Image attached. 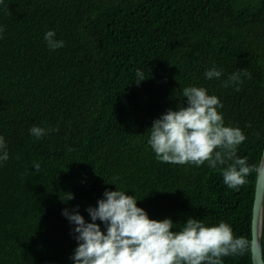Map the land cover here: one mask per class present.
Segmentation results:
<instances>
[{"label":"trees","instance_id":"1","mask_svg":"<svg viewBox=\"0 0 264 264\" xmlns=\"http://www.w3.org/2000/svg\"><path fill=\"white\" fill-rule=\"evenodd\" d=\"M0 27V136L9 152L0 164V264H72L78 245L62 212L78 208L91 223L85 209L116 187L149 219H171L173 231L192 218L251 238L257 178L229 189L222 166L162 163L147 141L154 120L186 106L183 88L203 87L223 105L225 126L245 135L237 155L256 163L264 0H4ZM50 30L62 49L46 47ZM213 66L221 78L205 79ZM240 70L239 91L222 86ZM33 126L55 131L36 140ZM222 259L253 264L250 254Z\"/></svg>","mask_w":264,"mask_h":264},{"label":"clouds","instance_id":"2","mask_svg":"<svg viewBox=\"0 0 264 264\" xmlns=\"http://www.w3.org/2000/svg\"><path fill=\"white\" fill-rule=\"evenodd\" d=\"M3 2L0 0V4ZM3 31L0 27V34ZM43 40L49 51L64 47V41L56 38L55 31L45 32ZM222 74V70L213 66L203 75L207 80H219ZM242 75H247L245 70L234 72L222 86H235L239 91ZM135 76L139 83L146 80L140 70ZM181 94L186 106L167 110L148 130L147 143L156 159L196 167L207 163L213 169L222 166L223 183L229 189L239 190L249 182V176L258 178L264 170V151L258 154L254 164H249L247 157L237 155L246 137L240 128L225 126L223 114L218 111L223 108L218 97L196 86L183 88ZM51 131L55 129L33 126L29 135L39 140ZM8 159L7 143L0 136V164ZM33 169L39 172V163H34ZM72 198L68 196L67 200ZM137 202L134 196L116 187L115 191H105L96 207L85 209L91 223L85 221L78 208L65 209L62 215L74 226L78 245L70 257L72 264H223L222 258L229 256L254 254L264 258V243L260 242L264 241V205L259 231L245 238L235 237L232 228L223 221L206 226L201 220L188 218L178 231H173L177 224L171 219H149ZM97 221L103 225V231Z\"/></svg>","mask_w":264,"mask_h":264},{"label":"water","instance_id":"3","mask_svg":"<svg viewBox=\"0 0 264 264\" xmlns=\"http://www.w3.org/2000/svg\"><path fill=\"white\" fill-rule=\"evenodd\" d=\"M262 205H264V170L261 171L259 177L257 178L255 187V200L252 216V235L259 231ZM260 242L262 243V241ZM252 260L255 261V264H264V258H262L260 255L252 254Z\"/></svg>","mask_w":264,"mask_h":264}]
</instances>
